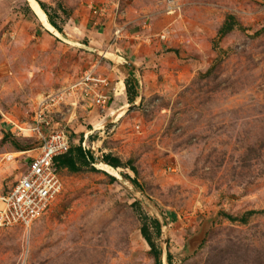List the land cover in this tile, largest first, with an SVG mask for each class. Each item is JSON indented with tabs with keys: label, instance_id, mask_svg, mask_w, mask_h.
I'll return each instance as SVG.
<instances>
[{
	"label": "rangeland",
	"instance_id": "1",
	"mask_svg": "<svg viewBox=\"0 0 264 264\" xmlns=\"http://www.w3.org/2000/svg\"><path fill=\"white\" fill-rule=\"evenodd\" d=\"M38 1L59 29L36 0L41 18L0 0V194L34 155L27 128L48 96L50 127L71 147L85 135L95 159L59 172L28 229L0 227V264H154L143 224L159 264H264V0ZM89 69L104 105L70 88ZM103 153L136 173L112 179Z\"/></svg>",
	"mask_w": 264,
	"mask_h": 264
},
{
	"label": "built area",
	"instance_id": "2",
	"mask_svg": "<svg viewBox=\"0 0 264 264\" xmlns=\"http://www.w3.org/2000/svg\"><path fill=\"white\" fill-rule=\"evenodd\" d=\"M91 10L93 14L101 15L104 9L93 7ZM167 12H174L173 7H167ZM119 33L120 29L116 27L113 38H117ZM160 38H164V34H161ZM105 85V79L98 78L93 69H89L70 88L77 91L79 96H83L86 102L100 106L108 99L106 89L103 88ZM70 88L68 87L69 91H72ZM57 100L58 98L48 96L37 103L32 124L27 129L30 134L36 136L34 138L38 144L35 149L23 151L34 152V155L29 157L24 170L19 173L13 184L0 194V227L17 225L28 229L34 220L46 212L62 190L53 158L63 154L70 147V133L63 127L51 128V120L46 119ZM84 139L85 135L80 142L83 149Z\"/></svg>",
	"mask_w": 264,
	"mask_h": 264
},
{
	"label": "trees",
	"instance_id": "3",
	"mask_svg": "<svg viewBox=\"0 0 264 264\" xmlns=\"http://www.w3.org/2000/svg\"><path fill=\"white\" fill-rule=\"evenodd\" d=\"M39 4V7L46 13L47 18L49 22L55 26L57 29H59L56 24L52 21L50 18V15L47 13L45 6L38 0H36ZM235 20L231 15H228L224 22L222 23L221 27L218 29L217 34L219 36L225 34L227 31L231 30L235 26ZM38 142L32 143L31 147L37 146ZM31 147L25 148L29 149ZM25 149H18L20 151L25 150ZM94 158L93 156L86 150H84L81 146H76V147H69L63 154H60L56 157L53 158V165L54 169L57 172H60L61 170H66L70 173H75L78 172L81 169V166L87 167L91 161H93ZM101 161L114 168V169H119V168H126L130 170L133 174L136 173L133 165H132V160L131 158L121 161L115 156H112L108 153H103L101 155ZM121 177H123L126 180H129L132 184H136V180L133 178H130L129 176L120 173ZM113 179V177H111ZM151 226H153L154 231L156 233H159V224L156 220H151ZM148 227L146 224L141 225L139 228V233L142 239L147 243V245L150 247V250L152 251V256L154 258V264H159V251L156 250L151 242V237L148 235ZM169 259L170 256L167 253L166 254V260L167 264H169Z\"/></svg>",
	"mask_w": 264,
	"mask_h": 264
},
{
	"label": "bare ground",
	"instance_id": "4",
	"mask_svg": "<svg viewBox=\"0 0 264 264\" xmlns=\"http://www.w3.org/2000/svg\"><path fill=\"white\" fill-rule=\"evenodd\" d=\"M28 5L32 7L33 11L35 12L36 16L38 18H41L42 17V14L40 13V11L37 9L36 7V3H35V0H26ZM122 94V87L118 88L116 90V93L115 95L116 96H120ZM124 106V105H123ZM117 117H120V114H116V118ZM116 120V119H115ZM100 161V160H99ZM96 167L101 170V171H104L106 172L107 174H109L110 176L112 177H115V178H120V176L118 175V173L112 168V167H109L108 165L104 164V163H97L96 164ZM121 183V182H120Z\"/></svg>",
	"mask_w": 264,
	"mask_h": 264
},
{
	"label": "water",
	"instance_id": "5",
	"mask_svg": "<svg viewBox=\"0 0 264 264\" xmlns=\"http://www.w3.org/2000/svg\"><path fill=\"white\" fill-rule=\"evenodd\" d=\"M94 159H95V158H94ZM158 224L161 225V226H164V225H165V222H164V221H160V222H158ZM162 241H163V243L165 244V240H164V238H162Z\"/></svg>",
	"mask_w": 264,
	"mask_h": 264
},
{
	"label": "crops",
	"instance_id": "6",
	"mask_svg": "<svg viewBox=\"0 0 264 264\" xmlns=\"http://www.w3.org/2000/svg\"><path fill=\"white\" fill-rule=\"evenodd\" d=\"M122 87V86H121ZM122 89H123V87H122ZM62 127V126H61Z\"/></svg>",
	"mask_w": 264,
	"mask_h": 264
}]
</instances>
